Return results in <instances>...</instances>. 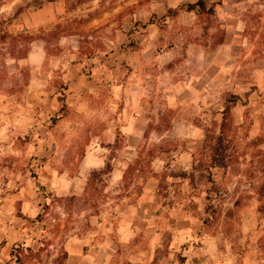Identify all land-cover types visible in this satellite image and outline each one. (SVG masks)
I'll list each match as a JSON object with an SVG mask.
<instances>
[{
	"label": "rangeland",
	"instance_id": "rangeland-1",
	"mask_svg": "<svg viewBox=\"0 0 264 264\" xmlns=\"http://www.w3.org/2000/svg\"><path fill=\"white\" fill-rule=\"evenodd\" d=\"M19 5L20 0H0V19L10 21V25L6 26L7 32L13 35L22 32L33 38L23 58L0 57L3 60V68L0 70L4 72V77L0 75V87L4 82L12 83V86L0 92V264H28L29 259L30 264H45V261H50L51 264H64L66 260L64 244L77 235H88L92 229L96 230L97 220L110 222L115 212L125 213V207L116 208V205L136 200L142 185L150 177L156 178L154 198L145 204V214L139 218L145 220L147 225L149 222L156 224L157 231L164 232L159 238V247L156 246L151 264L162 262L163 257L170 251L171 231L175 220L178 221L183 233L185 232L184 243L175 249L180 253L189 250L208 251L210 249L208 242H211L214 256L206 258L207 264H264V179H260L264 177V151H261V146L264 145V131L258 128L249 127L244 136L250 137L247 150L252 152L254 158L260 159L255 161L253 169L244 170L246 179L251 182L248 189L243 192L239 186L234 190L238 195L227 211L224 210L223 201L220 205L215 204V199L219 198L222 188L217 183V172L219 171L220 178L227 177L230 170L234 175H239L242 170L240 157L247 155L246 152L237 155L239 149L231 142L226 146V166L223 169L216 166L214 155H219L220 150L214 152L215 141H212L203 146L201 158L192 161L190 170H185L182 164L172 168L169 162L163 165L165 170L157 174L152 169L157 163L158 146L145 143L138 147L135 155H132V150L129 152L128 156L132 157V162L127 167L120 165L119 162L115 163L120 169L124 168L123 182L113 184L107 175L95 176L92 181L90 175L87 197L52 195L49 188H46L48 186L45 180L52 171L66 175L67 165L61 167L64 162L61 160L58 164L53 159L56 156V145H53L51 150L42 147L46 137L33 132L32 128L27 126L30 117L29 106L31 111L43 120L40 125L33 124V128L40 127L52 139H56L57 134L64 138L66 132L64 128L65 133L60 131L59 114L63 111L69 114L68 97L71 84L68 80V69L75 67L80 73L78 83L93 81L106 86L113 97L123 98V102L116 104V112L119 113L117 119L124 120L122 116L127 114L136 117L137 102L121 87L125 85L131 88L133 78L138 79L133 68L135 58L128 57L121 61L126 71L113 72V57L105 47L103 39H88L83 35L85 30L93 31L88 29L84 21L93 24L100 15L99 10H87L91 7V0L50 2L31 0L27 6ZM248 20V26L241 32L240 25L234 26L221 19L220 25L223 26H216L219 42L213 51L221 59L242 54L245 63L251 62L255 65L252 71L257 75L251 88L253 93L259 95V89L264 85V76L259 75L264 72V32L261 31L264 28V16L249 9ZM135 26L139 30L140 21H136ZM37 37L40 39L37 40ZM128 47L131 48L132 45ZM125 53L127 48L122 43L118 54ZM9 60L12 63H8ZM86 61L88 63H85ZM230 64L232 61L228 60L216 66L215 71L217 73L231 71ZM18 78L25 79L23 88H17L13 83ZM25 91L28 94L27 103L24 102ZM174 93L164 91L158 93L163 98L161 103L169 106L170 124L176 118L178 109L175 105L178 97L185 95L178 80L175 81ZM94 94L103 95L99 89L87 92L89 96ZM232 95L239 96L238 93ZM248 99L251 100V94ZM129 102L131 107L126 106ZM149 103L155 101L150 100ZM63 104L65 109L61 111ZM110 107L106 99H98L97 105L90 109L95 115L89 116L85 126V130L99 126V131L94 132L93 136L96 135L103 141L107 138L106 130L112 118ZM88 110L85 107V111ZM101 116H107L108 119L101 120ZM177 128L179 135L183 130L179 125ZM151 137L152 132L146 130L141 139L148 141ZM122 141L120 139L116 146L120 151ZM136 147L137 145L133 146ZM69 148L75 153L73 159L79 157L80 164V145L73 144ZM37 149L42 150L38 153ZM186 151V145L177 140L175 144L167 146L164 154H173L170 156L171 160ZM119 156L118 161L125 164L127 157L123 158L122 154ZM248 163L253 164L254 161L249 160ZM75 173L69 171L67 175L71 177ZM243 183L244 181H239L238 185ZM205 184L208 187H205ZM150 187L152 185L148 186ZM201 195L208 201L205 204L204 215H193L192 213L199 207L195 199ZM31 200L41 202L42 209L39 212L43 215L42 219L38 220L37 216L26 217V212L32 211L28 202ZM44 206L48 207L43 209ZM54 206L64 209L66 215L63 219L52 211ZM212 209L215 211L210 213ZM150 210L154 211L158 222L151 216ZM94 215L96 218H90L95 217ZM5 216L8 217L7 220ZM6 227L10 229L9 232L2 230ZM194 227L199 229L195 234ZM188 228L192 231L187 230ZM187 231L189 232L186 233ZM12 233H24V236L22 239L13 240ZM145 234L141 236V246L150 242L146 239L148 233ZM180 258L174 261L180 264ZM167 264H170V260H167Z\"/></svg>",
	"mask_w": 264,
	"mask_h": 264
},
{
	"label": "clouds",
	"instance_id": "clouds-1",
	"mask_svg": "<svg viewBox=\"0 0 264 264\" xmlns=\"http://www.w3.org/2000/svg\"><path fill=\"white\" fill-rule=\"evenodd\" d=\"M30 3L31 0H20L19 6H27ZM249 9L264 16V0H239V2L237 0H91V7L87 10H99L100 15L93 24L84 21L88 29L93 31L85 30L83 35L88 39H103L105 47L111 52L113 72L126 71L121 61L128 57L135 58L133 68L138 79L133 78L131 88L121 85L124 92L137 102L135 115L140 127L139 132L135 134L137 147L132 149V155H135L142 144L158 146L157 163L152 171L159 174L165 170L163 165L169 162L172 168L182 164L185 170H190L192 161H198L201 158L203 146L212 141H215L214 152L220 150L219 155H214L218 169L226 166V146L229 142L239 149L237 155L241 152L247 153L246 156L240 157L242 170L239 175H234L230 170L227 177L220 178L219 171L217 172V183L222 188L219 198L215 199V204L220 205L223 201L225 211L238 195L234 191L238 186L241 192L248 189L251 181L246 179L244 170L253 169L255 161L260 159L254 158L252 152L247 150L246 146L250 137L245 138L244 133L249 127L264 131V85L260 87L259 95L253 93L251 84L255 83L257 75L252 71L255 65L251 62L245 63L242 54L221 59L213 49L219 42L216 26L220 25L221 19L234 26L240 25L239 30L243 32L249 23ZM136 21H140L139 30L135 26ZM145 25L147 27H144ZM261 31L264 32V28ZM39 39L37 37V40ZM63 42L62 40L61 43ZM122 43L125 44L127 53L118 54ZM128 45L132 47L129 48ZM20 47H24V42L20 43ZM228 60L232 61L229 65L231 71L217 73L215 67ZM8 63L12 61L9 60ZM0 68H3L2 59H0ZM259 75L264 76V72ZM79 79V70L75 67L69 68L68 80L71 87L67 120L72 125V136L61 138L57 134L56 139H52L40 127L33 128V124L40 125L43 120L31 111V106L28 108L30 117L27 126L32 128L33 132L46 137L42 147L51 150L52 146L56 145V156L53 159L58 164L62 160L64 164L61 167L67 165L66 175L69 171L75 173L79 164V157L76 156L73 159L75 153L67 147V144L85 143L94 132L99 131V126L85 130L89 116L95 115L90 109L97 105L98 99L104 98L111 105L109 112L112 118L109 132L115 133L117 128L122 127V120L116 118L119 116L116 112V104L123 102V98L113 97L104 85H98L93 81L78 83ZM177 80L185 95L178 97L175 105L178 109L176 118L170 124L169 106L161 103L163 98L158 93L164 91L175 94ZM13 83L17 88H23L25 79L18 78ZM10 86L12 83L4 82L0 92ZM92 89H99L103 95H87V92ZM189 93L194 95L189 96ZM232 93H238L239 96H233ZM249 94H251L250 101ZM24 95V102L27 103V91ZM150 100H154L155 103L150 104ZM81 105L89 110L85 111V107ZM126 106L131 107V102ZM107 119V116H101V120ZM177 125L183 130L179 135ZM146 130L152 132V137L148 141L140 138ZM177 140L186 145L187 151L178 155L176 159L170 160L173 154L165 155L164 153L167 151V146L175 144ZM41 150L37 149V152ZM261 151H264V145L261 146ZM127 153L128 149L125 148L123 154L127 155ZM249 160H253L254 163L249 164ZM131 162L132 157L127 156L123 166L127 167ZM205 179H207L206 174ZM239 181L244 183L238 185ZM205 187L208 185L205 184ZM76 195L83 198L89 193L81 186ZM195 203L199 207L192 214L204 215L205 204L208 201L201 195L195 199ZM52 211L58 213L61 219L66 215L64 209L59 206H54ZM213 211L215 209L210 210V213ZM151 216L158 222L154 211H151ZM147 218L146 214L145 219ZM7 219L8 217L5 216V220ZM156 228V224L149 222L147 228L143 230L148 233L146 239H154L155 246L158 247L159 235ZM2 230L10 231L7 227ZM197 230L199 229L194 227L193 234ZM23 236L24 233H12L11 239H22ZM192 255H200V253L193 252ZM45 264H51V262L45 261ZM162 264H167V260Z\"/></svg>",
	"mask_w": 264,
	"mask_h": 264
},
{
	"label": "crops",
	"instance_id": "crops-1",
	"mask_svg": "<svg viewBox=\"0 0 264 264\" xmlns=\"http://www.w3.org/2000/svg\"><path fill=\"white\" fill-rule=\"evenodd\" d=\"M67 117L68 115L66 114L60 118V127L61 129L64 128L66 132L65 137H70L73 134L72 125L68 123ZM122 117L125 118L122 120V127L117 128L115 133H110L108 128L106 130L107 138L104 141L102 138L96 135L93 136L92 134L87 142L80 144L81 160L73 176L62 175L58 171L50 173L49 178L45 180V184L52 195L81 198L76 195L79 188L82 186L87 191L90 175L94 172L102 171L107 162H110L112 167V171L108 175L110 181L113 184L123 182L125 175L124 168L120 169L115 163L119 162L120 165H124L117 158L120 157V154H122L123 158L127 157L133 146L137 145V135L135 134L139 132L140 125L137 123L138 118L133 115L127 114ZM120 139L123 140L122 151L116 147L120 143ZM72 145L69 143L67 147L69 148ZM125 148L128 149L127 155L123 154ZM149 185H152V187L148 188ZM155 186L156 178L150 177L142 185V190L137 195L136 200L116 205V208L121 206L125 207L126 210L125 213L121 214L114 211L115 214L112 216L113 220H115L114 222L113 220H110V222L109 220H97L95 224L96 230L92 229L88 235H77L67 241L64 244L66 256L64 264H151L156 253L155 240L149 239L150 242L147 245L141 246L140 239L142 235H146L145 233H147L143 230L145 227L147 228V222L139 217L145 214V204L150 201L149 199L154 198ZM28 202L32 211L31 213L26 212V217L34 218V216H38L40 209H42L41 202L34 203V200ZM90 218H96V216H91ZM173 226L170 251L163 257L162 262L163 260H170V264H177L174 260L181 257L180 260L183 261L180 264H207L206 258L214 256L211 242H208L210 245L208 251H194L200 253L202 256L192 255L193 252L191 250L180 253L175 249H178L184 243L185 232L183 233L182 228L178 226V221L175 220ZM187 230L192 231L191 228ZM99 231H101V234ZM163 233L162 231H157L159 238ZM204 243L206 245V238L204 239ZM143 260L150 262H144ZM162 262L158 264H162Z\"/></svg>",
	"mask_w": 264,
	"mask_h": 264
},
{
	"label": "trees",
	"instance_id": "trees-1",
	"mask_svg": "<svg viewBox=\"0 0 264 264\" xmlns=\"http://www.w3.org/2000/svg\"><path fill=\"white\" fill-rule=\"evenodd\" d=\"M49 2L52 0H48ZM203 6V4H202ZM215 8V5L213 6ZM9 20H4L3 18L0 19V57L9 56L13 58H23L27 53V46L32 42L33 38L32 36L25 34V33H19V34H10L6 30V26H9L10 23ZM24 42V47H20V43ZM0 75H3V70H0ZM65 109V105L63 104L61 111ZM66 111H63L61 114H59V119L66 115ZM217 166V165H216ZM112 171V167L110 162H107L105 165V168L102 171L94 172L92 173V181L93 177L98 175H109ZM91 178L88 180V185L91 182ZM87 185V186H88ZM88 188V187H87ZM48 206H44L43 209H46ZM38 220L43 218V215L40 213L37 216ZM183 260H181L182 263Z\"/></svg>",
	"mask_w": 264,
	"mask_h": 264
}]
</instances>
